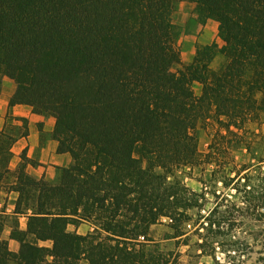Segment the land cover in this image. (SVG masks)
Wrapping results in <instances>:
<instances>
[{
    "label": "trees",
    "instance_id": "1",
    "mask_svg": "<svg viewBox=\"0 0 264 264\" xmlns=\"http://www.w3.org/2000/svg\"><path fill=\"white\" fill-rule=\"evenodd\" d=\"M183 1L196 3L199 22L218 24L222 43L197 48L187 65L172 20ZM5 76L16 85L10 103L53 116L57 151L74 162L54 183L13 173L27 231L12 233L20 243L12 253L0 220V264H180L149 237L162 220L170 238L185 236L190 212L201 211L204 194L179 172L214 165L228 185L252 167L232 177L221 154L245 142L250 123L264 124V0H0V89ZM207 122L217 130L202 157L196 133ZM13 142L0 136V180L12 174ZM218 206L209 227L199 225L208 235L221 224L211 220ZM81 223L93 231H67Z\"/></svg>",
    "mask_w": 264,
    "mask_h": 264
},
{
    "label": "rangeland",
    "instance_id": "2",
    "mask_svg": "<svg viewBox=\"0 0 264 264\" xmlns=\"http://www.w3.org/2000/svg\"><path fill=\"white\" fill-rule=\"evenodd\" d=\"M181 36L177 40L179 52ZM193 89L199 93L198 84ZM247 127L252 134H246L242 144L232 138L221 157L223 162H230L227 173L232 177L235 167L239 169L245 163L252 165L248 178L226 185L219 178L221 170L214 165L202 164L181 170L179 176L184 185L197 194H204L199 202L201 211L190 212L192 218L185 226L186 235L180 238H170L175 232L166 220L151 228L149 237L158 249L178 255L180 264H228L234 258L235 263L240 264L264 262V124L250 123ZM216 130L217 126L211 122L198 126L196 136L202 157L208 152ZM214 171L218 172L215 178L212 177ZM246 191L249 193L245 194ZM216 205L219 206L211 220L221 219V224L218 228L212 226L208 235L199 225L204 223V227H209L203 221Z\"/></svg>",
    "mask_w": 264,
    "mask_h": 264
},
{
    "label": "crops",
    "instance_id": "3",
    "mask_svg": "<svg viewBox=\"0 0 264 264\" xmlns=\"http://www.w3.org/2000/svg\"><path fill=\"white\" fill-rule=\"evenodd\" d=\"M195 6L196 3L179 2L172 15L173 23L182 35L178 46L183 65L193 61L197 48H208L215 42L222 45L218 38V24L213 20L199 22ZM222 61L223 57L216 55L210 64L211 68L218 69ZM15 90L14 80L8 76L3 77L0 89V136L12 137L14 142L10 148L11 157L8 163L12 174L7 175L8 179L4 177L0 180V220L4 225L1 239L12 253H17L20 248V243L12 237V233L27 231V218L15 213L18 194L9 190L16 180L13 173L24 168L34 179L54 183L58 177L57 169L68 168L74 162L71 154L57 151L58 143L52 138L54 117L38 115L29 105L11 104ZM67 231L84 236L91 233L93 228L81 223L77 226L69 225ZM39 246L50 247L51 244L40 242Z\"/></svg>",
    "mask_w": 264,
    "mask_h": 264
}]
</instances>
